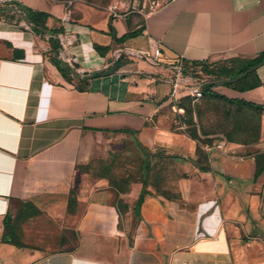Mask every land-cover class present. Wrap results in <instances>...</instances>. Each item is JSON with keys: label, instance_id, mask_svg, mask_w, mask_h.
<instances>
[{"label": "crops", "instance_id": "0c3cea01", "mask_svg": "<svg viewBox=\"0 0 264 264\" xmlns=\"http://www.w3.org/2000/svg\"><path fill=\"white\" fill-rule=\"evenodd\" d=\"M11 1L47 14L59 47L18 14L0 15V264H264V109L238 104L264 106V66L253 88L212 89L226 104L257 111L258 133L206 134L214 143L202 165L171 86L152 78L180 59L243 68L264 55V0H172L122 14L81 0ZM61 34L75 39L81 77L108 67L114 51L145 53L159 43L162 56L157 66L129 57L113 76L75 79L56 57ZM97 138L124 139L168 160V174L162 169L148 184L153 195L140 217L134 209L144 181L118 189L111 179L84 180L80 166L101 153L85 146ZM21 208L40 227L13 229Z\"/></svg>", "mask_w": 264, "mask_h": 264}, {"label": "rangeland", "instance_id": "374dc122", "mask_svg": "<svg viewBox=\"0 0 264 264\" xmlns=\"http://www.w3.org/2000/svg\"><path fill=\"white\" fill-rule=\"evenodd\" d=\"M81 1H83L85 4L100 9L109 8L112 6L113 10L117 14H122L131 10L144 11L145 13H150L166 5L172 0ZM129 57L142 60L138 57L125 55L120 57L119 64L124 65L134 61L131 60ZM170 67H181L185 73H187L191 68H193V73H195L196 77L210 78L212 81L230 80L234 77L239 76H235L234 74L240 70V68L238 67L226 65L218 67L193 65V67H190L185 63H183V65L174 63ZM166 70V72L158 71L152 74V78L155 79L154 83L170 85L168 80L174 76V73L171 69ZM253 73H255V75H252L249 80L245 82H241V80L239 81L240 83L237 82L239 84L236 88L247 89L248 87H251L253 85L255 86L257 84V71ZM237 83L231 85H235ZM189 99L190 98L183 96L176 103H174L175 111L179 116L178 121L186 126L187 131L191 135L196 134L198 136L196 140H198V147L200 149L201 155L200 162L202 163L207 161L206 154L208 152L205 149L206 145L208 144L209 146H213L214 143L212 139L206 137V134H222L228 140H247L248 138L252 139L253 136H256V133H258L257 127L259 121V113L257 111L237 107L231 104H226L221 98L211 97L208 95H205L204 98L196 102H193L191 99L190 101ZM180 109L181 111H179ZM227 134H229L230 137H227ZM201 135L204 138H201ZM112 142L114 143L111 144ZM94 143L95 145H92ZM87 145L88 146H85L86 150L98 149L101 152L97 154V156L93 160H88V162L80 166V171L84 176V180L89 183H97L104 179H111V184H113L118 189H122L129 188L133 183H141L144 181V179H147V183L151 185L156 181L155 176L162 169L167 171L168 174V160L162 159L161 154L157 153L153 155L151 152H148V150L141 148L138 145L128 143L127 140L123 139L112 141L111 139L105 140L97 138L90 139V143H88ZM172 171L173 173H175L174 169ZM165 185L167 184L165 183ZM64 196L66 198L68 197V212L71 213L73 212L72 205L74 204V202H76L75 192L71 190L70 193H66ZM36 212L37 215L41 214L39 210H37ZM30 214L31 210H27L24 208L17 210L14 216L10 218L12 228L17 231L23 232L26 227V222H29V224L31 223V225L36 224L37 227H40L41 221H30ZM46 223V221L43 222L44 228H48V226H46ZM72 226L73 223L71 221L66 225V227L70 229L67 230L70 233ZM68 232L66 234L67 239H74L73 236H71Z\"/></svg>", "mask_w": 264, "mask_h": 264}, {"label": "built area", "instance_id": "2783aa9c", "mask_svg": "<svg viewBox=\"0 0 264 264\" xmlns=\"http://www.w3.org/2000/svg\"><path fill=\"white\" fill-rule=\"evenodd\" d=\"M0 6H15L11 0H0ZM28 26V25H27ZM59 40L61 43V51L58 53V60L64 61L72 69L75 70V65L77 64L76 57L71 53V48L75 43V39L71 35H59ZM134 56L138 57L147 63L157 66L159 59L162 56V50L159 43H155L149 52L140 53L135 51H114L111 60L115 61L120 59L121 56ZM108 67L110 68L112 64L107 62ZM178 64L183 65L182 59L179 60ZM188 66L193 67V64ZM202 66V65H200ZM174 76L171 77L168 81L171 86L170 98L174 103H176L183 96L190 98L193 102H196L204 97V88L207 85H210L212 80L210 78H201L196 77L193 73V68H191L187 73L183 71L181 67L173 68ZM181 111V109L179 110ZM217 148L221 150L224 154H227V143L226 141H221ZM208 151L209 148L205 147Z\"/></svg>", "mask_w": 264, "mask_h": 264}, {"label": "trees", "instance_id": "16d2710c", "mask_svg": "<svg viewBox=\"0 0 264 264\" xmlns=\"http://www.w3.org/2000/svg\"><path fill=\"white\" fill-rule=\"evenodd\" d=\"M14 5H17V6H20L19 3H13ZM27 13L29 15V20L31 22V25L33 27V29L35 30V32L39 35H41L42 37H47V36H51V40L52 42L54 43V46H55V49L58 50V44H57V40L54 38L55 34L51 31H48L47 28L45 27V21L48 17L47 14L45 13H39V12H34L32 11L31 9H27ZM138 35V32H134V33H131L129 34L126 38H131V37H135ZM125 40V39H124ZM264 60V55H262L261 57H259L258 59L250 62L249 64H247L246 66H244L243 68H240V70L235 73L234 75L237 76V75H240L241 73L247 71L249 68L261 63L262 61ZM58 63V61H56ZM64 73H66L67 75H69L70 77H72V74L69 70H63ZM252 75H255V73L251 74L250 76H248L246 79L242 80L241 82H245L247 80H249V78L252 76ZM240 83V82H239ZM235 84V85H229L228 87H237V85L239 84ZM253 86L251 87H248V88H253ZM214 88V86H211V85H207L205 86L204 88V96L208 95V96H211V97H218V98H224L222 95L218 94V93H215V92H212V89ZM190 100V99H189ZM191 101V100H190ZM231 103H237L236 101H229ZM238 104H241V105H248L249 107H252V108H255L256 110H263L264 109V106H261V105H255V104H252V103H247V102H244V101H239ZM191 135V134H190ZM191 137L193 139H197L198 136L195 134V135H191ZM197 153H198V164L202 165L203 163L200 162V158H201V155H200V149L198 147V150H197ZM207 156V155H206ZM206 156H205V159H206ZM200 169L201 170H205L204 167L200 166ZM259 174V172H258ZM148 183H147V179H144V182H143V188H142V192L140 194V197L136 203V206H135V215L137 217H140V212H141V207L146 199L147 196H151L153 195L150 191H148ZM8 228L10 227V223L8 222L7 225H6ZM15 239H17L16 235L13 236ZM16 244L18 246H20V242L18 240H16Z\"/></svg>", "mask_w": 264, "mask_h": 264}, {"label": "water", "instance_id": "95a60500", "mask_svg": "<svg viewBox=\"0 0 264 264\" xmlns=\"http://www.w3.org/2000/svg\"><path fill=\"white\" fill-rule=\"evenodd\" d=\"M16 13L18 14L22 21L28 25V26H31V22L29 20V15L27 13V10L24 6L20 5V6H0V15L3 14V13ZM58 58V54L56 56ZM60 65H61V68L63 70H69L73 77L75 79H87V80H91V79H95V78H98V77H101V78H105V77H110V76H113L115 75L118 71H119V59L115 60V61H109V64H112L110 68H103V69H100V70H96V71H93L91 72L90 74H87L83 77H81L77 71H75L74 69H72L67 63H65L64 61H60ZM262 66H264V60L251 67L250 69H248L247 71H245L244 73L240 74L239 76L237 77H234L230 80H225V81H218V80H214L210 83L211 86H215V87H223V86H227V85H231V84H234V83H237L241 80H243L244 78H246L248 75L252 74L253 72L257 71L258 69H260Z\"/></svg>", "mask_w": 264, "mask_h": 264}]
</instances>
